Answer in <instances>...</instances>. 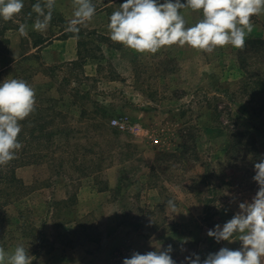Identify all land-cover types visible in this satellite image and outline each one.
Returning <instances> with one entry per match:
<instances>
[{
  "label": "rangeland",
  "instance_id": "obj_1",
  "mask_svg": "<svg viewBox=\"0 0 264 264\" xmlns=\"http://www.w3.org/2000/svg\"><path fill=\"white\" fill-rule=\"evenodd\" d=\"M36 2L23 0L13 20L0 18V83L22 79L35 90L45 75L56 83L35 93L18 135L22 148L0 166V247L23 246L31 264H122L134 251L169 244L176 264H184L192 253L203 260L221 247L240 248L237 237L216 242L207 231L258 190L252 178L264 157V14L251 18L243 49L173 45L137 53L110 39L109 17L125 0H92L94 18L79 25L84 69L80 60L77 67L51 63L46 51L73 34V0H56L43 32L33 28ZM180 13L187 27L203 18L190 8ZM17 21L27 24V36ZM53 95L62 104L49 111ZM56 112L74 119L56 120ZM120 115L139 131L111 127ZM10 166L21 185L6 182Z\"/></svg>",
  "mask_w": 264,
  "mask_h": 264
},
{
  "label": "clouds",
  "instance_id": "obj_2",
  "mask_svg": "<svg viewBox=\"0 0 264 264\" xmlns=\"http://www.w3.org/2000/svg\"><path fill=\"white\" fill-rule=\"evenodd\" d=\"M56 0H37L32 6L37 14L33 28L46 31L50 25ZM73 18L67 31L79 38V25L90 22L96 14L92 0H73ZM24 7L23 0H0V18L13 20ZM190 8L202 11L203 18L191 27L180 10ZM264 14V0H125L110 17V39L137 53L155 54L162 47L188 45L192 49L212 53L218 47L231 45L243 49L246 35L253 30L252 17ZM17 23H19L17 21ZM27 24L19 23V34L27 36ZM35 91L22 79L4 80L0 83V166L16 158L22 148L18 141L20 121L35 110ZM253 180L258 190L252 201L238 205L239 212L222 226L217 224L207 231L216 242L234 240L241 242L238 249L221 247L203 260L192 253L184 264H261L264 257V157L254 164ZM167 205L175 213L176 204ZM186 242V241H185ZM143 254L133 252L122 264H176L172 258V245L156 248ZM32 258L23 246L11 252L0 247V264H31Z\"/></svg>",
  "mask_w": 264,
  "mask_h": 264
},
{
  "label": "crops",
  "instance_id": "obj_3",
  "mask_svg": "<svg viewBox=\"0 0 264 264\" xmlns=\"http://www.w3.org/2000/svg\"><path fill=\"white\" fill-rule=\"evenodd\" d=\"M80 40L78 41L77 38H74V34H68L67 36L65 37H62L60 39H56L53 41V43L50 45L47 46L46 44V51L49 53H52L50 54V58L54 57V61L52 59V62L51 63H54L55 61H59V62H56V63H66L70 66H75L77 67L78 65V61L82 60L81 58V52L79 51V47H80ZM50 50V51H49ZM52 55V56H51ZM54 55V56H53ZM92 58V57H91ZM81 64L83 63V61L80 62ZM89 64V60L87 63L85 64H82L84 66V69L87 68V66ZM10 65L11 64H8L6 69L9 70L10 68ZM46 77H44V80H42L41 82H39L36 86H35V93L37 94H44L50 90H54L55 89V82L50 80L48 78L47 75H45ZM67 84H70L69 83V80H67ZM56 92V91H55ZM37 94V95H38ZM45 96V95H43ZM56 96H49L48 98V106H47V109L50 111L51 109H56L57 108V105H60L61 106V102H60V98H55ZM51 100L54 101V104L51 103ZM77 101H75L76 103ZM61 103V104H60ZM74 103V104H75ZM120 116H125V115H120ZM120 116H115L113 118H118ZM112 118V119H113ZM56 120H59V121H72L73 116L72 115H69L68 113H65V112H56V117H55ZM137 125V124H136ZM111 126V124H110ZM138 126V125H137ZM112 127V126H111ZM139 127V126H138ZM114 128V127H113ZM140 128V127H139ZM116 129V128H115ZM118 132L120 133H124L122 131H119L118 129H116ZM139 131V130H138ZM136 131V133L138 132ZM68 133L71 134V131H68ZM135 133V134H136Z\"/></svg>",
  "mask_w": 264,
  "mask_h": 264
},
{
  "label": "built area",
  "instance_id": "obj_4",
  "mask_svg": "<svg viewBox=\"0 0 264 264\" xmlns=\"http://www.w3.org/2000/svg\"><path fill=\"white\" fill-rule=\"evenodd\" d=\"M110 123L112 127L122 132L129 131L136 133V131L140 129L136 124L131 123L130 119L127 116L113 118L111 119Z\"/></svg>",
  "mask_w": 264,
  "mask_h": 264
},
{
  "label": "trees",
  "instance_id": "obj_5",
  "mask_svg": "<svg viewBox=\"0 0 264 264\" xmlns=\"http://www.w3.org/2000/svg\"><path fill=\"white\" fill-rule=\"evenodd\" d=\"M181 1H183V0H181ZM42 42H40L39 44H41ZM38 44V45H39ZM38 113L40 114V111L38 110ZM40 115H43V114H40ZM103 118H105V117H103ZM102 119V118H101ZM103 120V119H102ZM25 122H24V120L23 121H21V123L20 124H24ZM101 126H103L102 124H100ZM38 127H41L42 128V126H41V124H39V126ZM38 131V130H37ZM35 131H34V129L33 130H31V134H33ZM184 146V145H183ZM182 146V147H183ZM21 165H25V163L24 164H19L18 166H21ZM5 176V180H6V182H9V185L11 184H19V185H21L20 183H21V181L19 180V179H17V178H15V167H13V166H10V169H7V173L4 175Z\"/></svg>",
  "mask_w": 264,
  "mask_h": 264
}]
</instances>
